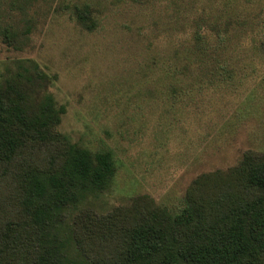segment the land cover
<instances>
[{"label":"rangeland","instance_id":"1","mask_svg":"<svg viewBox=\"0 0 264 264\" xmlns=\"http://www.w3.org/2000/svg\"><path fill=\"white\" fill-rule=\"evenodd\" d=\"M49 2L28 11L34 28L21 50L0 37V84L20 73L18 63L36 65L46 80L30 85V101L51 96L65 109L59 134L112 155L107 188L64 212L57 228L63 264H88L70 243L77 209L102 215L147 196L176 212L196 177L236 165L246 151L264 153V0ZM83 4L90 30L72 11ZM9 7L0 0L8 15L0 25L20 18ZM196 31L206 56L177 60Z\"/></svg>","mask_w":264,"mask_h":264},{"label":"trees","instance_id":"2","mask_svg":"<svg viewBox=\"0 0 264 264\" xmlns=\"http://www.w3.org/2000/svg\"><path fill=\"white\" fill-rule=\"evenodd\" d=\"M42 1L53 0H7L20 17L0 25L7 46L21 50L34 28L28 11ZM90 9L72 7L87 30L95 25ZM0 16L8 15L0 9ZM204 39L194 32L176 59L206 56ZM17 65L20 73L0 84V264H63L64 212L105 190L115 165L110 152L92 153L56 131L64 106L51 96L30 101V85L46 76ZM76 211L70 243L88 264H264V153L246 151L236 165L196 177L176 212L147 196L102 215Z\"/></svg>","mask_w":264,"mask_h":264}]
</instances>
